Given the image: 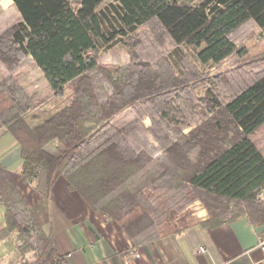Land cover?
I'll return each instance as SVG.
<instances>
[{
	"label": "trees",
	"instance_id": "trees-1",
	"mask_svg": "<svg viewBox=\"0 0 264 264\" xmlns=\"http://www.w3.org/2000/svg\"><path fill=\"white\" fill-rule=\"evenodd\" d=\"M11 1L21 19L0 34V122L18 141L21 173L38 191L48 196L64 176L70 190L116 220L138 247L244 214L264 223V155L251 139L264 125V64L236 68L226 100L210 96L209 88L201 98L207 113L196 112L190 123L184 115L191 110L184 101L192 98L188 80L134 51L123 64L99 62L103 50L151 23L175 46L171 53L183 58L181 45L236 3L247 18L210 38L197 56L203 64L244 56L247 50L231 34L249 20L264 33V0H112L105 6V0ZM27 57L55 97L73 90L69 104L35 113L16 75ZM197 200L208 210L203 219L191 208ZM0 203L6 221L0 239L16 233L21 264H63L1 163ZM29 252L34 258L25 257Z\"/></svg>",
	"mask_w": 264,
	"mask_h": 264
},
{
	"label": "crops",
	"instance_id": "crops-1",
	"mask_svg": "<svg viewBox=\"0 0 264 264\" xmlns=\"http://www.w3.org/2000/svg\"><path fill=\"white\" fill-rule=\"evenodd\" d=\"M251 139L264 155V125ZM0 163L51 235L63 264H253L264 258L258 244L264 223H254L246 214L217 227L195 224L181 234L135 246L116 220L95 211L70 190L64 176L56 179L48 196L27 181L21 173L20 145L1 122ZM3 212L0 204V230L6 226ZM201 246L207 251H200Z\"/></svg>",
	"mask_w": 264,
	"mask_h": 264
},
{
	"label": "rangeland",
	"instance_id": "rangeland-1",
	"mask_svg": "<svg viewBox=\"0 0 264 264\" xmlns=\"http://www.w3.org/2000/svg\"><path fill=\"white\" fill-rule=\"evenodd\" d=\"M110 1L112 0H105L102 6ZM180 1L197 2V0ZM247 16L248 13L240 3L228 7L208 27L200 30L181 45L183 58L179 57L178 54L171 53L175 50V46L168 38L159 37L155 23L145 24L132 39H123L113 45L111 49L103 50L99 55V62L103 67L123 64L130 60V54L134 51L135 54L140 56V59L147 60L153 65L159 66V68L168 70L170 76L173 72L178 77L185 78V80H188L189 95L187 96L192 98L184 99L191 105V110L185 109L184 115L191 123L195 116L196 119L198 118L195 115L196 112L207 113V110L201 106V98L208 96L209 88L214 91L209 93L210 96L216 95L221 100H226L231 90L227 86V81L233 79L234 74L236 76L234 72L236 68L242 66L244 70L257 69L260 64H264V61H262L264 58V33L251 20L245 22L231 34L238 44L247 50L244 56H232L218 64H203L198 59V51L210 38L228 30L234 24L246 19ZM20 19L21 15L11 0H0V34ZM258 60L262 62L259 63ZM16 75L26 91L32 96L37 115H43L47 111H56L69 104L74 98V92L70 88L66 89L63 96L55 97L42 71L29 57L24 60L21 67L16 71ZM228 85L232 87L233 82ZM199 120L192 126H185L184 132H189L197 124H200L202 120ZM143 123L145 126H150L151 119L144 117ZM191 208L198 218H200L199 212L202 211L203 213L206 212L205 216L208 215L206 206L200 200L195 201ZM33 256V253L29 252L25 257L32 259ZM22 257L23 255L17 249L15 232L10 234L4 241L0 240V264H21L24 261V257Z\"/></svg>",
	"mask_w": 264,
	"mask_h": 264
},
{
	"label": "built area",
	"instance_id": "built-area-1",
	"mask_svg": "<svg viewBox=\"0 0 264 264\" xmlns=\"http://www.w3.org/2000/svg\"><path fill=\"white\" fill-rule=\"evenodd\" d=\"M259 196L264 198V187L261 189ZM199 217L205 218L206 216L205 215H201V216L199 215ZM258 244L261 247V249L264 251V234L259 238ZM132 251L134 252V248H132ZM200 251L206 252L207 249L204 246H201ZM253 264H264V258L253 262Z\"/></svg>",
	"mask_w": 264,
	"mask_h": 264
}]
</instances>
